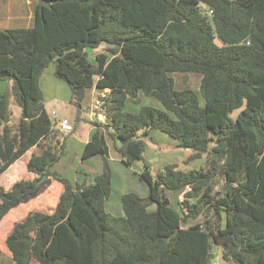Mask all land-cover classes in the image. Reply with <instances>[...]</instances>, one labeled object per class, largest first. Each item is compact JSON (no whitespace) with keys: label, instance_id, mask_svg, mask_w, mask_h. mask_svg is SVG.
I'll return each instance as SVG.
<instances>
[{"label":"trees","instance_id":"1","mask_svg":"<svg viewBox=\"0 0 264 264\" xmlns=\"http://www.w3.org/2000/svg\"><path fill=\"white\" fill-rule=\"evenodd\" d=\"M39 1L31 25L0 29V80L12 81L22 109L12 121L0 97V174L37 149L27 162L35 176L0 187V220L42 192L45 174L63 189L51 212L31 211L0 234V255L10 264H210L216 243L225 261L264 264V0ZM104 43L111 54L92 61ZM51 64L71 90L75 126L87 91L106 92L107 123H94L81 155L103 157L92 183L55 169L66 134L40 83ZM177 71L201 73L203 106L191 89H175ZM141 92L164 108L126 111ZM152 130L192 150L189 160L205 153L206 166L154 172L144 158ZM110 141L125 165L142 162L149 187L147 196L123 194L121 215L107 210ZM167 190L185 194L180 209Z\"/></svg>","mask_w":264,"mask_h":264},{"label":"rangeland","instance_id":"2","mask_svg":"<svg viewBox=\"0 0 264 264\" xmlns=\"http://www.w3.org/2000/svg\"><path fill=\"white\" fill-rule=\"evenodd\" d=\"M39 0H0V29H7L13 27H27L33 22V15L35 7ZM31 16V17H30ZM219 41V40H218ZM109 44H102L99 48L91 51L92 61L97 53L105 52L111 54L108 50ZM170 76L174 80V87L177 90L191 89L197 95L201 106L204 105V97L200 89L202 75L198 72H171ZM12 81L0 80V97L3 94L8 95L10 109L12 111V121L17 122L22 114L21 107L15 102L11 94ZM41 86L44 92L45 104L48 112L53 119L58 116H67V118L74 122L77 115V108L70 102L71 90L66 82L59 79L55 75V67L53 64L49 65L41 79ZM99 94V91H97ZM91 92L87 91L83 101L81 110V119L76 126L75 133L66 134L61 138L63 145V152L60 160L57 162L55 169L63 176L72 177L77 180L76 174L78 172L81 178V171L85 167L81 165V151L83 145L79 144L83 132L88 129L90 124V108L92 101H89ZM153 106L158 109H163L162 103L153 96H147L140 93V101L133 102L128 100L125 105V110L133 113H138L143 106ZM53 111L56 114H53ZM239 110L233 112L235 117ZM77 140H76V139ZM110 140V139H109ZM146 148L144 151V158L148 161L154 172L164 171L166 166L170 164H177L182 171H189L206 166V154L203 153L201 158L189 160V156L193 153L192 150L179 146V141L170 137L161 130H153L150 137L145 138ZM110 143L109 162L113 170L112 179V194L107 204V210L115 215H121L122 205L121 196L127 192L134 191L141 196L149 194V187L146 182L141 180L140 172L142 171V162H134L132 167L123 164L120 154L115 149L112 141ZM31 153L28 152L19 160L14 162L5 172L0 174V187L6 190L10 189L12 185L22 178H33L35 175L27 170V160ZM89 164L92 167L90 178L94 181L95 173L101 171L103 165V157L97 155ZM98 160V163H97ZM92 164L94 166H92ZM98 164V165H97ZM87 166V164H86ZM123 167L127 169L124 170ZM102 172V171H101ZM100 172V173H101ZM95 175V176H94ZM87 180V178H84ZM83 179V180H84ZM49 183V184H48ZM42 192L36 196H31L28 200L21 203L17 208L12 209L2 220H0V234H4L5 230H10L14 221L22 220L28 213L35 210H42L51 212L55 207V197L59 198L63 186L60 182L50 181L48 178L44 180ZM50 187V188H49ZM50 190V191H49ZM171 204L176 209H180L179 201L185 199V194L180 191L167 190L166 192ZM156 205L150 206L154 209ZM9 225V226H8ZM0 246H5V241L0 242ZM214 257H212L210 264H239L232 261H225L222 258V245L214 244ZM11 258L7 254L0 255V264H10Z\"/></svg>","mask_w":264,"mask_h":264},{"label":"crops","instance_id":"3","mask_svg":"<svg viewBox=\"0 0 264 264\" xmlns=\"http://www.w3.org/2000/svg\"><path fill=\"white\" fill-rule=\"evenodd\" d=\"M31 17V16H30ZM33 21V20H32ZM32 24V22L29 24V25H31ZM28 25V26H29ZM41 79H42V77H41ZM40 83H41V81H40ZM42 85V84H41ZM42 87V86H41ZM90 92H91V94H90V96L92 97V98H90L89 99V101H92L93 102V100H94V98L98 95V93H97V90H96V88L94 87L92 90H90ZM71 99V98H70ZM89 108H90V106H89ZM59 117V116H58ZM61 117H66L67 118V116H61ZM90 124H91V126L88 128V129H86L84 132H83V137H81V141H79L78 140V142H79V144H82L83 145V149H84V146H85V144L86 143H88L90 140H91V138H92V135H93V133H94V131H95V129H96V125L94 124L95 122L93 121V119H92V117L90 116ZM74 125V124H73ZM77 126V125H76ZM76 126L74 125V130H73V132L72 133H75L74 131L77 129L76 128ZM153 131V130H152ZM151 131V132H152ZM69 134H71V133H69ZM150 135H151V133H150ZM76 139V138H75ZM77 140V139H76ZM116 146H120V141L119 140H116ZM35 151H37V149L35 148V147H33V148H31L29 151H27L26 153H28V152H30L31 153V155H32V153L33 152H35ZM82 152H83V150L80 152L81 154L80 155H82ZM25 155V154H24ZM31 157V156H30ZM94 157H96V156H93V157H90V158H88L87 160H81V165L83 164V166L85 167V169L83 168V170L81 171V178L79 177V174H78V172H77V174H76V178H77V180L79 181V182H81L84 178H87V182L88 183H92V182H94V181H91V178H90V175H91V172H93L92 171V167L89 165L94 159ZM30 159V158H29ZM29 159L27 160V161H29ZM82 159V158H81ZM19 160V159H18ZM97 163H98V160H97ZM123 163V162H122ZM86 164H87V166H86ZM124 164V163H123ZM98 165V164H97ZM92 166H94L93 164H92ZM129 167V166H128ZM122 168L124 169V170H122V171H127V169L125 168V167H123L122 166ZM103 170V165H101V171ZM101 171H99V172H97V173H95V175H97V174H99ZM94 175V176H95ZM113 175H114V173H113V170H112V179H113ZM109 202V201H108Z\"/></svg>","mask_w":264,"mask_h":264},{"label":"built area","instance_id":"4","mask_svg":"<svg viewBox=\"0 0 264 264\" xmlns=\"http://www.w3.org/2000/svg\"><path fill=\"white\" fill-rule=\"evenodd\" d=\"M106 92H99V94L94 98L93 103L90 107V116L92 117L94 122L97 123H107L106 115L103 108V100L102 97H105ZM53 114H56L53 111ZM56 128H58L64 134L72 133L74 130V125L71 121L66 117H58Z\"/></svg>","mask_w":264,"mask_h":264},{"label":"water","instance_id":"5","mask_svg":"<svg viewBox=\"0 0 264 264\" xmlns=\"http://www.w3.org/2000/svg\"><path fill=\"white\" fill-rule=\"evenodd\" d=\"M47 178H48V175L45 174L41 179H39V180L37 181L36 186H37V187L40 186L41 183H42L44 180H46ZM212 257H214V254H213V253L210 255V259H212Z\"/></svg>","mask_w":264,"mask_h":264}]
</instances>
